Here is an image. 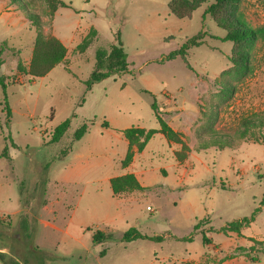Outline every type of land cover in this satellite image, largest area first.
<instances>
[{
	"label": "rangeland",
	"instance_id": "1",
	"mask_svg": "<svg viewBox=\"0 0 264 264\" xmlns=\"http://www.w3.org/2000/svg\"><path fill=\"white\" fill-rule=\"evenodd\" d=\"M170 1L0 0V76L8 83L11 109L7 122L0 86V264H185L183 260L214 254L213 245L226 256L243 255L250 261L264 255V244H259L264 242V208L240 235L221 230L251 217L264 199V144L236 134L244 117L264 113V0H242L236 11L259 31L253 44L216 38L225 31L205 13L211 0L185 18L171 11ZM232 13L221 17L229 19ZM92 26L98 36L80 53L76 43ZM118 32L128 71L87 91L83 80L95 68L96 50H108ZM197 35L198 46H190L183 57L170 56ZM53 37L66 47V56L38 76L50 63H36L34 56ZM239 51L250 53L246 76L230 61ZM154 101L161 103L158 112L176 134L169 140L182 146L177 156L191 154L185 167L186 175L191 174L175 191L161 188L142 202L145 219L139 230L164 240L128 243L123 241L125 221L109 226L108 217L116 211L101 179L122 167L115 161L110 165L107 154H100L107 146L102 122L155 128ZM67 118L70 128L60 142L51 143L53 130ZM84 123H92L88 133L73 142ZM221 134L233 135L234 146L220 148L212 142ZM71 143L75 153L87 148L91 155L74 160L72 154L46 169ZM98 143L102 149L93 148ZM164 158L154 163L163 164ZM98 161L104 167L76 183L63 181L71 168ZM128 222L133 224L134 216ZM96 230L110 238L93 243Z\"/></svg>",
	"mask_w": 264,
	"mask_h": 264
},
{
	"label": "trees",
	"instance_id": "2",
	"mask_svg": "<svg viewBox=\"0 0 264 264\" xmlns=\"http://www.w3.org/2000/svg\"><path fill=\"white\" fill-rule=\"evenodd\" d=\"M13 1V0H12ZM210 0H171L168 4L171 11L180 18L188 17L190 13L195 11L200 7L201 4L208 2ZM212 3L207 8V14H210L212 18L216 20L219 26L225 31V35L223 37H216L217 39L222 40L223 42H232L234 44H253L257 38L259 31L255 30L245 22V20L236 13L237 9L242 3V0H211ZM64 5L65 3L61 1ZM227 12H233L232 16L229 19L225 17H221L222 14H226ZM36 18L37 26H41L40 21L38 20V16H34ZM98 32L96 29L91 28L87 35L82 39V41L77 45L76 49L82 53L85 52L89 46L93 43V41L97 38ZM200 35H197L191 38L189 41L185 42L178 50L171 52L170 56L173 57L176 54L180 56L185 55V51L190 48V46H198L200 43L198 42ZM67 53L66 47L56 38H51L47 48L42 52H36L34 56L35 62H42L44 60L48 61V66L42 71L41 75L45 76V74L51 70L54 66L61 63L65 58ZM96 64L94 70L91 72L89 78L85 80L83 83L86 87V90L89 91L93 87V85L101 81L102 79L108 78L110 76H114L116 74H121L123 72L128 71V55L123 48V43L120 37V33H117L116 43L111 44L108 50L106 49H97L95 53ZM45 61V62H46ZM231 63L234 66L235 71L241 75L246 76L251 72L250 67V53L239 51L232 55L230 58ZM7 84L5 78L0 76V86L3 89V104L7 114V122H9V118L11 117V109L8 103V95H7ZM232 88H226L225 91L229 92ZM152 109L154 111V115L160 125V129H150L146 132V130L141 129L139 127H130L124 130V134L126 138L130 142V149L123 161V165H127L133 157V151L131 146L136 144L139 150H142L146 143L158 132L163 133L168 139H175L176 134L171 129V127L164 121L157 109V103L154 101L152 103ZM92 123H84L82 124L73 135V142L80 140L90 129ZM103 126H107V123L104 122ZM71 126V119L67 118L62 121L59 125L55 127L53 133L51 135V143H58L61 141L65 133ZM236 134L239 139H243L246 142H256L264 144V113H253L246 117H244L239 125V128L236 131ZM143 138V141L140 139ZM212 142L219 143L220 148H224V146L231 145L234 146V136L221 134L213 137L211 139ZM71 143L66 149H63L61 155L48 162L46 164V169H49L57 160L64 159L71 151H72ZM112 189L115 195L122 194L124 192L133 191V190H145V188L141 187L140 183L136 179V177L132 174L114 178L111 181ZM264 208V199L261 202V206L255 210V213L251 217H245L236 221H233L226 226H224L221 230L223 232H235L240 235L241 230L245 227L250 226V224L255 220V215L257 212ZM2 221L0 220V226L2 225ZM25 224L27 222L25 221ZM27 226V225H26ZM202 225L196 223L195 229H200ZM1 234V233H0ZM108 236L101 230H96L93 234L92 241L93 243H101ZM138 239H148L150 241H162L164 237L162 236H147L141 234L136 228L128 229L123 235L124 242H132ZM186 238H183L185 240ZM192 238H188L191 240ZM204 241L206 243H211L210 239L204 235ZM258 242V241H255ZM259 244H264V242L259 241ZM261 253L264 254V248L261 249ZM103 252L100 253L102 255ZM4 256L3 253H0V258ZM252 261H257L256 257L252 258Z\"/></svg>",
	"mask_w": 264,
	"mask_h": 264
},
{
	"label": "crops",
	"instance_id": "3",
	"mask_svg": "<svg viewBox=\"0 0 264 264\" xmlns=\"http://www.w3.org/2000/svg\"><path fill=\"white\" fill-rule=\"evenodd\" d=\"M91 28L96 29L94 26H92ZM91 28L88 29V32L90 31ZM87 33L85 34L87 35ZM85 34H83L81 39H83L86 36ZM56 37L59 38L58 36ZM59 39L62 41L61 38ZM80 42L76 44H79ZM85 80H83V82ZM156 102L160 106L161 103H159L158 101ZM164 110L165 109H162V111ZM104 122L107 123V126L102 125L103 129L105 130L102 133V137H104L103 140L106 139L105 143L107 144V146H104L105 147L104 151L100 152V154L101 153L107 154V160L110 165L112 164L111 161H115V163L119 162L122 167L121 170H117V169L108 170L107 174L104 175V177L101 179V181L108 184L111 202L114 204L116 211L108 217L109 223L112 224L109 226L111 228H115L117 226L114 225L115 222L125 221L126 223V225H124V228H126L125 232L130 228H136L141 234L151 236L148 234H144L139 230L143 227V225H138V223H140L145 219V215L143 214V207L141 208L142 202L144 199L145 200L147 199L148 193L155 192L161 188L164 190L175 191L180 185H182L184 181H186L190 177L191 174L190 172L189 174L186 175V170H185V167L189 165V159L192 160L191 157H189L191 154L188 155L186 158L180 159L177 155L178 152L181 151L182 146L173 141H170L163 133L158 132L146 143L145 147L142 150H139L136 144L131 146L133 151L132 160L127 165H123V161L130 149V142L124 134V130L128 128H120L119 126L116 127L106 120H104L102 124ZM135 127L144 129L146 130V132L150 129H160L159 123L158 126L155 128H146L145 126L142 125H137ZM140 141H143V138H141ZM159 145H165L167 150H163V148H159L158 147ZM97 147H100L99 149L103 148L99 143L98 145H95V147L93 148L97 149ZM91 151H92L91 149L82 148V152L75 153L76 152L75 147H73L72 145V151L64 159L69 158L72 154H75L74 160L77 159L84 160L85 156L91 155ZM162 156L165 157L164 158L165 161L163 162V164L156 165L154 163V159L155 158L161 159ZM196 160L200 161V157H198V155H196ZM97 167H104V161H98L97 163L92 165H82L79 168H71L70 172L65 176L63 181L76 183L78 180L85 178V176L91 170ZM157 172H159V174L163 176L162 180L161 178H159ZM129 174L134 175L138 180V182L140 183L141 187L145 188V190H140V191L133 190V191L124 192L119 195H115L112 189L111 181L114 178L126 176ZM169 176H171V180L166 181V179ZM18 211L20 210H15L13 212H18ZM130 216H134L133 224H129L128 222V218ZM72 219L73 217L70 218V220ZM104 233L108 236V238H110L109 234H107L106 232ZM138 240H148V239H138ZM213 246L215 248L214 254L204 253L200 256H197L196 260H192V261L183 260V262L185 264H188L187 262H189L190 264L191 263L264 264V255H262V257H260L259 259H257V261L253 262L243 255L226 256L225 254L220 253L222 248L216 247L217 245H213Z\"/></svg>",
	"mask_w": 264,
	"mask_h": 264
}]
</instances>
